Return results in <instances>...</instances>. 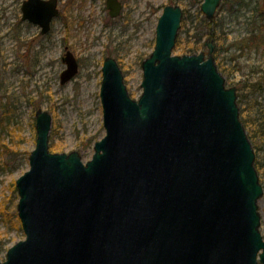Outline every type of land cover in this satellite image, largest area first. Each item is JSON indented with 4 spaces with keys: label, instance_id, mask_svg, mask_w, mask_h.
<instances>
[{
    "label": "water",
    "instance_id": "water-1",
    "mask_svg": "<svg viewBox=\"0 0 264 264\" xmlns=\"http://www.w3.org/2000/svg\"><path fill=\"white\" fill-rule=\"evenodd\" d=\"M219 3L201 2L210 21ZM105 6L111 17L122 9ZM21 11L45 34L57 0H23ZM181 17L177 4L162 8L138 98L115 58L103 59L105 134L85 163L77 150H49L51 114L35 110V146L15 179L25 237L0 264H258L259 250L264 264L263 186L236 87L225 85L212 40L206 53L172 55ZM61 58L63 84L78 62L70 50Z\"/></svg>",
    "mask_w": 264,
    "mask_h": 264
},
{
    "label": "rangeland",
    "instance_id": "rangeland-1",
    "mask_svg": "<svg viewBox=\"0 0 264 264\" xmlns=\"http://www.w3.org/2000/svg\"><path fill=\"white\" fill-rule=\"evenodd\" d=\"M22 1L0 0V242L6 241L1 260L11 244L24 238L21 226L18 228L14 221L18 195L13 188L15 179L28 168V156L35 146V110L41 108L51 114V151L77 150L84 161L89 159L94 141L105 134L99 97L104 57L116 59L129 95L137 98L142 91L140 63L153 49L157 18L169 2L121 0V14L111 18L105 0H57L59 14L52 19L50 31L41 34L38 25L21 19ZM200 3L194 0L191 12ZM175 4L182 8L181 3ZM232 9L226 2L214 15L223 47L241 35L243 18L232 15ZM212 25L209 31H214ZM194 32L191 23L182 25L181 20L177 38L187 42ZM208 39L212 40L214 56L213 39L206 36L203 41ZM65 46L79 66L72 79L60 84ZM202 50L206 51V46ZM173 53L182 54L180 49ZM252 56L241 63L249 66L261 60L259 55ZM217 69L225 84L231 86L232 78ZM89 139L92 142L86 144ZM258 175L264 188V168ZM258 209L264 220V192Z\"/></svg>",
    "mask_w": 264,
    "mask_h": 264
},
{
    "label": "trees",
    "instance_id": "trees-1",
    "mask_svg": "<svg viewBox=\"0 0 264 264\" xmlns=\"http://www.w3.org/2000/svg\"><path fill=\"white\" fill-rule=\"evenodd\" d=\"M226 2L234 7L232 15L243 19L240 22L241 35L223 47L220 44L224 41L220 40L216 31L218 23L215 18L211 23L201 12L200 6L191 12L194 0H169L171 4H182V25L189 22L195 30L187 42L176 38L173 50L193 53L204 49V37L213 39L216 64L222 73L232 78L230 85L236 86L239 117L254 149V165L259 172L264 168V0H221L219 7ZM210 24L215 26L214 31H209ZM252 54L259 55L261 60L258 63L252 61L249 66L243 65L241 61L247 62ZM219 55L222 57L218 60ZM243 67L246 72H243ZM237 74L239 77H236ZM91 142L89 139L86 144ZM13 190L16 192L15 186ZM14 217L15 225L20 228L17 215L14 214ZM5 243L0 242V251L5 248Z\"/></svg>",
    "mask_w": 264,
    "mask_h": 264
},
{
    "label": "flooded vegetation",
    "instance_id": "flooded-vegetation-1",
    "mask_svg": "<svg viewBox=\"0 0 264 264\" xmlns=\"http://www.w3.org/2000/svg\"><path fill=\"white\" fill-rule=\"evenodd\" d=\"M121 1V0H120ZM89 3H90V0H89ZM121 3H122V8H123V2L121 1ZM90 5V4H89ZM106 7V6H105ZM121 12H122V9H121ZM121 12H120V14H121ZM59 14V13H58ZM58 16V15H57ZM56 16V17H57ZM89 22H90V17H89ZM66 47V46H65ZM264 212V211H263ZM261 225L263 226V229H264V220L261 218ZM264 235V234H263ZM263 238H264V236H263Z\"/></svg>",
    "mask_w": 264,
    "mask_h": 264
},
{
    "label": "bare ground",
    "instance_id": "bare-ground-1",
    "mask_svg": "<svg viewBox=\"0 0 264 264\" xmlns=\"http://www.w3.org/2000/svg\"><path fill=\"white\" fill-rule=\"evenodd\" d=\"M172 52H173V50H172ZM12 245V244H11Z\"/></svg>",
    "mask_w": 264,
    "mask_h": 264
}]
</instances>
